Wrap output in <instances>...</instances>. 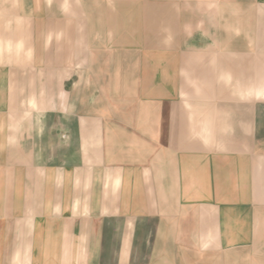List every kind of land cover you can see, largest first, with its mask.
Here are the masks:
<instances>
[{
	"label": "crops",
	"instance_id": "0c3cea01",
	"mask_svg": "<svg viewBox=\"0 0 264 264\" xmlns=\"http://www.w3.org/2000/svg\"><path fill=\"white\" fill-rule=\"evenodd\" d=\"M3 1L0 264H264V0Z\"/></svg>",
	"mask_w": 264,
	"mask_h": 264
},
{
	"label": "rangeland",
	"instance_id": "374dc122",
	"mask_svg": "<svg viewBox=\"0 0 264 264\" xmlns=\"http://www.w3.org/2000/svg\"><path fill=\"white\" fill-rule=\"evenodd\" d=\"M0 2H3V7H4V10L6 9V10H8V9H10V7H11V5H10V1H8V2H6V3H4V1L2 0H0ZM6 10L4 11V12H6Z\"/></svg>",
	"mask_w": 264,
	"mask_h": 264
}]
</instances>
